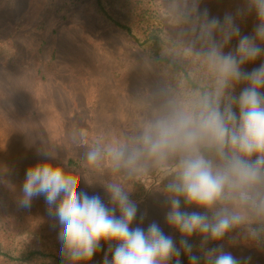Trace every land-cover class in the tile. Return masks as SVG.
Listing matches in <instances>:
<instances>
[{
    "label": "clouds",
    "instance_id": "1",
    "mask_svg": "<svg viewBox=\"0 0 264 264\" xmlns=\"http://www.w3.org/2000/svg\"><path fill=\"white\" fill-rule=\"evenodd\" d=\"M186 8L185 47L207 69L211 86L187 104L169 100L130 141L88 147L82 160L89 174L45 147L26 171L17 203L27 209L43 197L67 264L90 262L102 243L103 264H181L182 255L189 264H241L224 242L264 240V0H242L222 19L199 11V0H186ZM250 16L253 31L242 34L240 23ZM148 159L165 166L157 192L178 242L155 221L145 229L146 213L132 199L127 180ZM103 161L112 178L94 179ZM82 180L101 191H83Z\"/></svg>",
    "mask_w": 264,
    "mask_h": 264
},
{
    "label": "rangeland",
    "instance_id": "2",
    "mask_svg": "<svg viewBox=\"0 0 264 264\" xmlns=\"http://www.w3.org/2000/svg\"><path fill=\"white\" fill-rule=\"evenodd\" d=\"M83 2L0 0V239L7 245L20 241V247H52L60 253L59 228L50 226L43 197L27 209L17 203L27 169L43 159L39 149H56L70 168L89 174L82 160L88 147L130 141L169 100L182 102L146 51L115 25L84 16ZM151 6L179 45L169 43L166 51L183 62L186 54L194 56L183 38L186 0H151ZM241 6L242 0H199V11L207 9L210 18L222 19ZM254 23V16L242 21L241 33L250 34ZM164 167L144 160L127 183L140 213H146L143 227L155 221L170 235L157 192ZM93 178H112L108 161ZM81 189L90 195L101 191L83 180ZM224 248L241 264H264L259 242L238 236L235 244L226 240ZM107 249L102 243L101 251L81 264H103Z\"/></svg>",
    "mask_w": 264,
    "mask_h": 264
},
{
    "label": "trees",
    "instance_id": "3",
    "mask_svg": "<svg viewBox=\"0 0 264 264\" xmlns=\"http://www.w3.org/2000/svg\"><path fill=\"white\" fill-rule=\"evenodd\" d=\"M81 7V13L87 18L115 25L137 42L167 75L168 86L183 103L187 104L196 94L211 86L209 72L195 56L186 54L183 62L166 51L169 43L174 47L179 45L175 46V40L163 27L151 0H84ZM165 182L164 178L161 186ZM170 235L179 241L178 233L171 230ZM191 242L197 246L199 238L194 237ZM259 243L264 250V240ZM56 251L52 247H20V241L16 245H7L0 239V264H67ZM195 254L199 255V252L195 251ZM180 259L181 264H189L187 257L182 255Z\"/></svg>",
    "mask_w": 264,
    "mask_h": 264
}]
</instances>
